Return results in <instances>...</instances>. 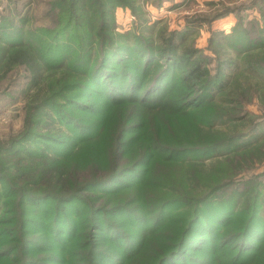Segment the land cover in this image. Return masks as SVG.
I'll use <instances>...</instances> for the list:
<instances>
[{
  "label": "trees",
  "instance_id": "trees-1",
  "mask_svg": "<svg viewBox=\"0 0 264 264\" xmlns=\"http://www.w3.org/2000/svg\"><path fill=\"white\" fill-rule=\"evenodd\" d=\"M90 1L49 0L51 26L0 17V92L28 79L21 128L0 137V264H264L260 175L234 169L187 188L174 174L248 148L241 139L264 116L247 118L231 86L264 82V25L256 38L214 31L208 59L186 44L208 17L154 47L119 43L111 6L130 1ZM263 2L252 3L262 20ZM224 44L245 46L241 59ZM238 122L247 130L198 143L200 125L212 135Z\"/></svg>",
  "mask_w": 264,
  "mask_h": 264
},
{
  "label": "rangeland",
  "instance_id": "rangeland-1",
  "mask_svg": "<svg viewBox=\"0 0 264 264\" xmlns=\"http://www.w3.org/2000/svg\"><path fill=\"white\" fill-rule=\"evenodd\" d=\"M49 0H0V17L9 16L10 21H18L21 17H26L27 25L51 26L48 4ZM127 4L114 3L112 29L115 39L128 44L145 42L152 47L160 45L159 36L161 32L172 29H187V19L192 17H208V21L200 27L194 28L186 44L197 47L200 53H205L209 59L217 55L210 48V37L214 31L238 35L242 28L251 30V36L256 38L255 29L264 25L262 20L263 8L252 4L256 0H126ZM260 2L262 0H259ZM264 3V2H263ZM91 1L86 0L85 6H90ZM264 7V4L263 6ZM224 12V13H223ZM85 13V11H84ZM200 15V16H199ZM254 28V30L252 29ZM9 29L13 30V27ZM259 37V36H258ZM258 37L255 42L258 41ZM223 55L231 53L233 59H241L240 51L245 46L238 44L233 47L224 44ZM244 55V52H242ZM127 57V55H125ZM243 60V59H242ZM160 61V60H159ZM211 65V64H210ZM26 73L20 72L13 80L0 92V137H5L13 131L21 128L23 122V98L21 90L27 82ZM232 96L239 90L243 95L241 112L249 117L256 115L264 116V82L261 77H242L241 85L237 81L231 86ZM12 93L16 100H7L6 94ZM18 99V100H17ZM220 107L216 110H219ZM243 122L216 124L213 134L207 135L210 129L205 125H200V140L202 146L215 143L230 136L236 129L247 130V126H242ZM240 147H248L240 153L231 154L229 157L219 152L208 157L200 158L193 162L196 168L175 169L174 174L177 179H186L184 184L189 188L191 182L196 186L203 187L208 181L215 182L216 179L225 180L228 172L241 170L244 176L254 174L258 177V185L264 186V119L258 124L253 132L241 139ZM248 167H252L250 170ZM196 169V171L194 170ZM247 170L246 172H244ZM192 171V173L190 172ZM244 172V173H243ZM216 178V179H215ZM106 196L101 194L98 204H101ZM263 211L264 201L262 199ZM74 216H71V218ZM78 223V222H75ZM91 229V228H90ZM92 230H97L96 226ZM91 238V236H88Z\"/></svg>",
  "mask_w": 264,
  "mask_h": 264
}]
</instances>
